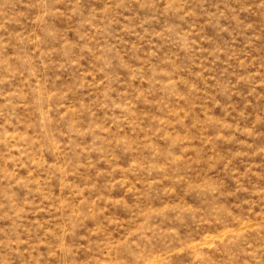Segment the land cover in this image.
I'll list each match as a JSON object with an SVG mask.
<instances>
[{"label": "rangeland", "instance_id": "rangeland-1", "mask_svg": "<svg viewBox=\"0 0 264 264\" xmlns=\"http://www.w3.org/2000/svg\"><path fill=\"white\" fill-rule=\"evenodd\" d=\"M0 264H264V0H0Z\"/></svg>", "mask_w": 264, "mask_h": 264}]
</instances>
